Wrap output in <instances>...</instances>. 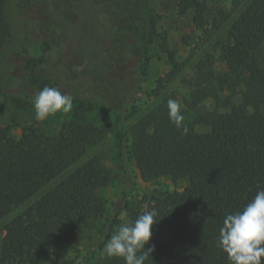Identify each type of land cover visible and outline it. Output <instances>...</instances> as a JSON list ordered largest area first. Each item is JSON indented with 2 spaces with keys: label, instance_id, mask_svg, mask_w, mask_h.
Returning <instances> with one entry per match:
<instances>
[{
  "label": "trees",
  "instance_id": "trees-1",
  "mask_svg": "<svg viewBox=\"0 0 264 264\" xmlns=\"http://www.w3.org/2000/svg\"><path fill=\"white\" fill-rule=\"evenodd\" d=\"M5 1L0 0V47L11 34ZM23 1L36 13L50 57L40 63V74L32 68L27 76L28 67L13 58L9 70L34 97L45 86L67 94L62 76L84 96L73 97L79 104L55 132L26 126L17 137L0 133V222L54 182L6 221L0 264H58L54 255L92 226L96 236L82 264H124L101 252L121 225L122 212L127 213V224L145 212L129 198L128 160L143 180L160 176L190 180L182 190L163 194L159 222L146 245L154 246L152 260L146 264H229L217 246L223 220L264 188V62L258 55L264 46V0L231 1L233 8H242L227 28L221 58L241 86L240 100L215 97L214 110L185 122L187 135L170 122L168 112L150 110L126 126L143 64L131 0ZM184 1L193 8L203 38H209L219 25L209 26L204 0ZM177 69L174 63L165 76L173 78ZM84 100L101 102L119 115L117 156L122 174L109 208L98 194L102 182L98 157L84 159L100 134L84 115ZM196 124L209 129L199 131Z\"/></svg>",
  "mask_w": 264,
  "mask_h": 264
},
{
  "label": "rangeland",
  "instance_id": "rangeland-1",
  "mask_svg": "<svg viewBox=\"0 0 264 264\" xmlns=\"http://www.w3.org/2000/svg\"><path fill=\"white\" fill-rule=\"evenodd\" d=\"M231 1L204 0L207 5L205 17L209 26L219 25L209 38L204 39L201 29L194 23L193 8L184 0H131L133 25L136 27L134 37L143 52V64L139 66L136 75L133 99L135 108L129 109L125 115L127 127L134 118L150 110L165 115L170 98L181 101L185 122L214 110L215 97L224 99L229 96L236 103L240 100L241 86L232 73L228 74L221 58V46L227 39V28L242 8H233ZM4 12L11 34L0 47V133L17 137L26 126H36L47 133L55 132L70 119L80 100H73V108L67 114L57 112L37 119L32 103L34 96L30 89H24L17 82L13 72L9 70V61L13 58L20 65L28 67L30 71L28 70L27 76L32 75V68H35V73L40 74V63L49 55L46 53L48 38L39 27L36 13L23 0H6ZM258 52L264 62V46ZM174 63L178 72L168 79L165 75L173 68ZM74 75L76 74L70 76ZM225 77L226 81H222ZM62 83L65 92L72 97L84 96L83 91H76L79 89L67 76H62ZM81 106L86 118L100 132L97 140L88 146L84 159L93 155L98 157L102 171L98 194L109 208L117 198L118 182L122 174L117 156L119 115L101 102L84 100ZM195 127L199 131L209 129L204 124H196ZM126 178L129 181V198L132 203L145 211L154 208L157 212L161 210V199L165 192L180 191L190 183L188 178L174 179L171 176L143 180L131 160H128ZM53 184L54 182L47 184L34 197L14 208L0 222V237L4 234L6 221ZM118 220L121 224H127V213L122 212ZM95 236V227L86 229L65 244L54 255V259L58 264H82ZM101 255H106L104 248Z\"/></svg>",
  "mask_w": 264,
  "mask_h": 264
},
{
  "label": "clouds",
  "instance_id": "clouds-1",
  "mask_svg": "<svg viewBox=\"0 0 264 264\" xmlns=\"http://www.w3.org/2000/svg\"><path fill=\"white\" fill-rule=\"evenodd\" d=\"M33 107L37 119L57 112L69 113L73 97L58 88L45 86L35 95ZM168 118L184 135L189 132L178 99L167 101ZM156 209L145 211L129 224H121L107 240L104 253L108 257L123 259L124 264H146L154 246L147 247L158 223ZM217 246L227 254L229 264H264V188H259L242 210L225 216L219 229ZM152 260V259H151Z\"/></svg>",
  "mask_w": 264,
  "mask_h": 264
}]
</instances>
